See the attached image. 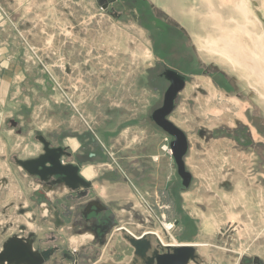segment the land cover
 I'll return each mask as SVG.
<instances>
[{
  "label": "rangeland",
  "instance_id": "obj_1",
  "mask_svg": "<svg viewBox=\"0 0 264 264\" xmlns=\"http://www.w3.org/2000/svg\"><path fill=\"white\" fill-rule=\"evenodd\" d=\"M246 1L264 41V0ZM233 2L0 0V252L20 226L41 264H125V230L153 234L148 258L194 246L188 264H264V86L205 50ZM43 158L85 185L18 164ZM87 204L106 209L82 216ZM40 205L77 228L44 224ZM107 221L99 244L85 227Z\"/></svg>",
  "mask_w": 264,
  "mask_h": 264
},
{
  "label": "water",
  "instance_id": "obj_2",
  "mask_svg": "<svg viewBox=\"0 0 264 264\" xmlns=\"http://www.w3.org/2000/svg\"><path fill=\"white\" fill-rule=\"evenodd\" d=\"M171 109V100H168L166 103V110H164V114H167ZM159 124L167 129L169 132L172 131L171 126L164 124L162 120ZM171 128V129H170ZM176 139L183 146L182 152L185 151V140L184 137L177 131L173 130L172 133ZM173 150L175 152V144L173 145ZM176 161L178 163L179 169L182 171V163L181 160L176 157ZM48 163L50 168H46L45 164ZM35 165L34 169L36 171L37 176L40 177L41 180L47 181V176H54L56 174L68 175L65 168L61 167L59 161L57 159H41L37 162L30 163H20V166L26 170V165ZM41 167V171L38 168ZM30 172V171H29ZM45 173V176L41 177L42 173ZM32 174V173H30ZM125 241L131 246L134 250V257L131 259V264H188L189 261H193L194 259V250L193 247L187 246H179L177 248H167L170 249V253L159 255L157 252L151 253V257L148 258V253L150 246L146 240H135L132 236H126L125 230L120 231ZM16 238H12L9 240L2 248L0 252V264H41L49 257V253L47 252H37L33 249L32 241L27 240L24 241L20 246L16 243ZM19 242V241H18Z\"/></svg>",
  "mask_w": 264,
  "mask_h": 264
},
{
  "label": "bare ground",
  "instance_id": "obj_3",
  "mask_svg": "<svg viewBox=\"0 0 264 264\" xmlns=\"http://www.w3.org/2000/svg\"><path fill=\"white\" fill-rule=\"evenodd\" d=\"M234 1L235 2H233V9L235 15L234 17H230V19H228V21L232 23L230 24L231 26L229 25L230 28H228L231 29L232 27V30L225 29V33H221L218 39L214 37V39L208 38L205 41V50L211 54L214 53L219 55L221 60L227 61L235 68L240 67L245 69V66L246 68L248 67V70L250 71L249 74L254 75L258 79V82L264 86V68L261 67H264L263 34L257 35L253 33V30L257 28V22L254 17H250L252 15V11L249 7V2L247 3L246 0ZM211 16L214 17V14H212ZM166 227L169 230V226ZM150 234H144L140 237H144ZM140 237H134V239L140 240ZM159 241L160 244L166 245L160 239Z\"/></svg>",
  "mask_w": 264,
  "mask_h": 264
},
{
  "label": "flooded vegetation",
  "instance_id": "obj_4",
  "mask_svg": "<svg viewBox=\"0 0 264 264\" xmlns=\"http://www.w3.org/2000/svg\"><path fill=\"white\" fill-rule=\"evenodd\" d=\"M39 161V160H38ZM20 165V163H18ZM35 166V165H34ZM34 166L33 165H26V172H28L29 174L32 173V174H37L35 169H34ZM23 168V167H22ZM24 169V168H23ZM66 172L68 175L66 176H60L58 179V181H53V184L54 182H58V183H62L64 185H66L68 188H78L79 186H83L85 185V183L80 180L78 177H75L76 174H78V171L76 173V170L74 168H65ZM30 171V172H29ZM61 175V174H60ZM37 176V175H36ZM42 176H45V173L43 172L41 174V177ZM77 176V175H76ZM50 184V183H49ZM82 195V194H81ZM106 208H102L100 207L99 205L97 204H87V206H85V209L84 211L82 212L83 215L82 216H86L87 214L89 213H92V212H99L101 210H104ZM112 221H107V222H104L102 223V225H95L94 223L89 225V227H85L87 228V230H89V232L92 233V235H95L97 241L99 244L102 243V240H100V238L103 239L104 237V234H106L107 230H109L110 226L112 225ZM121 231V230H120ZM119 231V232H120ZM18 233L20 234L19 236L17 235H14L12 238H16V243H18V245H22L24 241H27V240H31V237H25V236H22L23 234H25V229L23 227H19L18 228ZM99 234V235H98ZM12 238H10L9 240H11ZM7 240L6 243L9 241ZM19 241V242H18ZM5 243V244H6ZM4 244V245H5ZM32 245H33V242H32ZM34 249V248H33ZM36 251V250H35ZM38 252V250H37ZM50 256V255H49Z\"/></svg>",
  "mask_w": 264,
  "mask_h": 264
},
{
  "label": "crops",
  "instance_id": "obj_5",
  "mask_svg": "<svg viewBox=\"0 0 264 264\" xmlns=\"http://www.w3.org/2000/svg\"><path fill=\"white\" fill-rule=\"evenodd\" d=\"M22 169V168H21ZM84 174H85V176L86 177H88V178H86L85 176V178L86 179H90L91 178V172H90V170H88V171H85V172H83ZM27 174V173H26ZM34 181V180H33ZM50 183H53V181H51ZM7 184V183H6ZM9 185V184H8ZM46 187V186H45ZM45 187H44V189H45ZM8 189H10V188H8ZM42 189H43V187H42ZM41 189V190H42ZM47 189V188H46ZM47 190H49V189H47ZM45 191V190H44ZM16 192H17V189L15 188L14 189V196H16ZM9 206H11V205H9ZM19 208H20V206H19V204L17 205ZM16 206V207H17ZM38 206V205H37ZM15 212H16V215L18 216V217H20V219H24V220H27L28 222H29V220H31L32 218H31V215H30V213H29V211H27V210H23V209H19L18 211H16L15 210ZM66 215H69V213H66V211L64 212V211H59V210H56L55 209V207L54 208H50V207H45V209L44 208H42L41 207V205L39 206V208H38V214H37V218H39V219H41V220H43V221H45V223L44 224H48L50 227H52V228H55V229H59V228H61V229H64V230H68V231H71V230H75L76 228H77V226H78V224L77 223H70V224H68V225H66L65 223H64V221H63V217L64 216H66ZM34 220V219H33ZM27 221H25L26 223H27ZM25 223V224H26ZM27 224H29V223H27ZM21 225V224H20ZM20 227V226H19ZM18 227V228H19ZM78 232H75L74 234H77ZM118 234L119 235H121L123 238H124V236H123V234L121 233V232H118ZM14 235H16V233L14 234ZM14 235H12L11 237H13ZM33 234L32 233H29V234H24V235H22V236H25V237H31V239H32V242H34V239H35V236H32ZM90 236V235H89ZM83 238H89L90 239V237H83ZM9 239V238H8ZM37 251V250H36ZM38 252H40V251H38ZM40 253H42V252H40ZM77 257L78 256H76V259H77ZM49 258V257H48ZM74 258H75V255H72V256H70V255H64L63 257H62V259L63 260H74ZM110 258H107V261L108 262H110V264L112 263V261L111 260H109ZM129 263H132L131 262V260H129V262H126L125 264H129Z\"/></svg>",
  "mask_w": 264,
  "mask_h": 264
}]
</instances>
